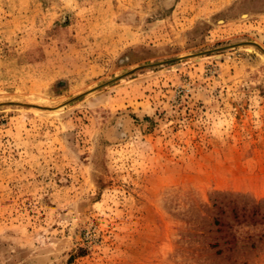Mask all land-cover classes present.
Returning <instances> with one entry per match:
<instances>
[{
    "label": "rangeland",
    "instance_id": "obj_1",
    "mask_svg": "<svg viewBox=\"0 0 264 264\" xmlns=\"http://www.w3.org/2000/svg\"><path fill=\"white\" fill-rule=\"evenodd\" d=\"M243 42L264 0H0V264H264Z\"/></svg>",
    "mask_w": 264,
    "mask_h": 264
},
{
    "label": "water",
    "instance_id": "obj_2",
    "mask_svg": "<svg viewBox=\"0 0 264 264\" xmlns=\"http://www.w3.org/2000/svg\"><path fill=\"white\" fill-rule=\"evenodd\" d=\"M243 44H251V45L256 46L257 48H259L262 52H264V49H262L259 45H257L256 43H253V42H243V43H240V44H235V45H233V46H239V45H243ZM228 47H232V46H228ZM226 48H227V47H226ZM204 53H206V52H201V53L194 54V55H190V56L178 57V58H175V59H172V60H167V61H163V62H159V63H155V64H150V65H144V66L136 67V68H134V69H132V70L126 72L125 74H123L122 76H120V77H118V78H116V79H120V78H122V77H125V76L131 74L132 72H134V71H136V70H139V69H142V68H145V67H152V66H156V65H161V64H165V63H170V62L177 61V60H181V59H184V58H187V57H192V56L202 55V54H204ZM116 79H114V80H116ZM114 80H112V81H114ZM108 83H110V81L107 82V83H105V84H103V85H101V86H98L97 88H95V89H93V90H96V89H98V88H100V87H102V86H104V85H106V84H108ZM93 90H91V91H93ZM91 91H89V92H91ZM89 92H87V93H89ZM87 93H86V94H87Z\"/></svg>",
    "mask_w": 264,
    "mask_h": 264
}]
</instances>
